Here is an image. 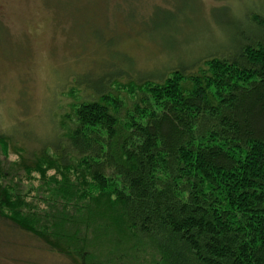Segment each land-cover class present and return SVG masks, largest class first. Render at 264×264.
<instances>
[{"label":"trees","instance_id":"16d2710c","mask_svg":"<svg viewBox=\"0 0 264 264\" xmlns=\"http://www.w3.org/2000/svg\"><path fill=\"white\" fill-rule=\"evenodd\" d=\"M225 23L128 100L110 86L129 72L78 80L67 133L21 156L33 197L0 159V264H264V4Z\"/></svg>","mask_w":264,"mask_h":264},{"label":"rangeland","instance_id":"374dc122","mask_svg":"<svg viewBox=\"0 0 264 264\" xmlns=\"http://www.w3.org/2000/svg\"><path fill=\"white\" fill-rule=\"evenodd\" d=\"M261 4L264 0H0V136L8 137L0 140V159L13 173L12 184L36 194L41 176L27 174L21 156L30 163L40 147L64 137L72 105L89 93L78 80L92 85L101 73L129 72L110 86L128 100L127 87L118 85L139 72L165 68L183 50L190 54L186 62L214 51L228 43L223 23ZM22 240L38 245L27 235Z\"/></svg>","mask_w":264,"mask_h":264}]
</instances>
